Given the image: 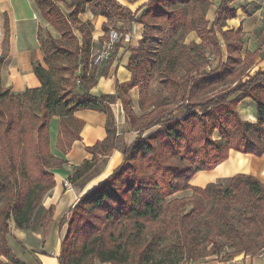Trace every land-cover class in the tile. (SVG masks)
Instances as JSON below:
<instances>
[{
  "label": "trees",
  "instance_id": "trees-1",
  "mask_svg": "<svg viewBox=\"0 0 264 264\" xmlns=\"http://www.w3.org/2000/svg\"><path fill=\"white\" fill-rule=\"evenodd\" d=\"M34 1L59 38L39 34L44 66L33 68L38 88L15 95L0 81V264H22L8 246L11 224L22 231L32 228L54 187L51 170L65 165L50 152L51 118L59 119L56 148L65 154L80 140L84 123L74 114L84 110L106 116V137L87 148L93 158L71 180L90 169L97 155L114 149L123 162L62 219L67 232L58 264H182L218 256L225 248L233 252L225 254L223 263L239 255H262L264 183L241 173L204 188L189 184L196 173L225 162L230 151L254 158L264 154V71L246 73L256 54L242 58L241 29L224 30L236 18L233 0H220L211 27L206 12L212 0H150L134 14L116 0ZM86 6L106 19L103 42L116 20L143 27L138 46L129 50L130 81L116 85L114 95H89L105 71L98 75L90 67L93 27L78 19ZM216 31L226 46L224 63ZM190 33L199 44L185 42ZM7 40L6 26L0 70ZM209 50L217 58L213 70ZM155 81L159 89L150 94ZM133 88L140 93V116L128 96ZM244 99L254 104L255 123L242 121L236 111ZM118 100L138 133L129 148L117 143L110 106ZM175 111L183 117L176 118ZM154 126L159 130L142 138ZM126 162L134 164L126 167ZM187 191L190 196L175 197ZM53 211L50 207L43 216V232Z\"/></svg>",
  "mask_w": 264,
  "mask_h": 264
},
{
  "label": "crops",
  "instance_id": "crops-1",
  "mask_svg": "<svg viewBox=\"0 0 264 264\" xmlns=\"http://www.w3.org/2000/svg\"><path fill=\"white\" fill-rule=\"evenodd\" d=\"M116 1L134 14L150 0ZM219 3L220 0H212L206 12L209 27L215 23ZM230 6L236 9V18L228 20L224 30L241 29L243 33L242 58L246 53L256 54L253 63L246 71L249 76H252L258 71H264V0H233ZM78 19L82 23H90L93 27L91 32V54L93 55L102 48L105 42L102 41L104 38L102 25L106 23V19L94 15L89 6H86L78 15ZM6 26L8 31L7 58L0 70L2 87L9 88L15 95L27 89L38 88L40 83L34 75L33 68L34 65L44 66L39 34L49 32L55 39L59 38L58 34L43 20L34 0H0V53L3 51ZM112 29L118 31L122 37L114 46L110 61L95 69L98 75L102 71H105V75H99L96 85L90 89L89 95L92 97L114 95L116 85H124L130 81L131 75L126 69L130 57L129 50L138 46L143 35V27L136 23L116 20ZM216 33L220 43L221 59L224 63L227 59L226 46L221 35L217 31ZM75 36L81 39L77 31H75ZM185 42L199 44L200 40L194 33H190L186 36ZM207 56L211 62V69H215L217 58L213 56L211 50L207 52ZM206 69L209 71L208 67ZM158 89L156 81L150 84V94ZM76 94L82 95L83 93L78 90ZM139 94L138 88H133L128 93L132 110L136 116L142 114L139 110ZM110 110L114 119L117 143L129 148L138 137V133L130 125L119 100L110 106ZM236 111L242 121L255 123V107L251 100L241 101ZM174 115L180 119L184 114L182 111H175ZM74 117L82 121L84 125L80 132V140L74 141L65 154L56 148L59 119L53 117L50 120V152L53 156L64 160L65 165L62 168L51 170L54 187L42 200L43 214L38 226L33 225L31 229L22 231L11 224L8 246L22 264H58L57 257L60 253L61 242L67 232L66 223L60 225L62 219L68 217L69 210L82 196L98 187L123 161V155L117 149L106 155H97L90 169L77 179L71 180L77 168L92 160L93 155L87 148L93 147L106 137V116L104 114L84 110L76 112ZM157 127L159 129V126ZM213 138L217 139L218 135L215 133ZM241 173L264 183V154L254 158L251 155H240V153L230 151L225 162L215 167L214 170L196 173L189 184L192 187L204 188L210 183H217ZM188 196H190L188 192L175 194L176 198ZM50 207L54 208L53 215L47 229L43 232L42 219ZM182 264H264V253L255 258L239 255L226 263L209 257Z\"/></svg>",
  "mask_w": 264,
  "mask_h": 264
},
{
  "label": "rangeland",
  "instance_id": "rangeland-1",
  "mask_svg": "<svg viewBox=\"0 0 264 264\" xmlns=\"http://www.w3.org/2000/svg\"><path fill=\"white\" fill-rule=\"evenodd\" d=\"M60 8L62 9V11L65 13V14H68V12L66 11V9L63 7V6H60ZM43 33H45V32H43ZM157 130H159L158 129V127L157 126H154V127H152V128H150V129H148V130H146V131H144V133H142V138H146V137H148V136H150L151 134H153V133H155ZM123 162V161H122ZM122 164V163H121ZM134 163H125V165L124 166H126V167H128V166H132ZM188 192V194L189 195H191V193L189 192V191H187ZM41 213H39V211L35 214V216L33 217V225L34 226H38V224H39V221H40V218H41ZM233 252V250H231V249H224L223 250V252L220 254V255H218V256H212L211 258H214V259H217L218 261H221L222 260V258L225 256V254H228V253H232ZM1 261L3 262V263H6V260L4 259V258H1Z\"/></svg>",
  "mask_w": 264,
  "mask_h": 264
},
{
  "label": "bare ground",
  "instance_id": "bare-ground-1",
  "mask_svg": "<svg viewBox=\"0 0 264 264\" xmlns=\"http://www.w3.org/2000/svg\"><path fill=\"white\" fill-rule=\"evenodd\" d=\"M120 40V37H119ZM110 42H113L112 30L108 32L107 40L103 43L102 48L98 51H107V59H111L114 46H109ZM109 46V48H108ZM106 63V55H98L96 62H93V68H97ZM106 65V64H105ZM241 164V163H240ZM246 165V164H244Z\"/></svg>",
  "mask_w": 264,
  "mask_h": 264
},
{
  "label": "built area",
  "instance_id": "built-area-1",
  "mask_svg": "<svg viewBox=\"0 0 264 264\" xmlns=\"http://www.w3.org/2000/svg\"><path fill=\"white\" fill-rule=\"evenodd\" d=\"M112 35H113V42H110L109 46H116L117 43L119 42V37H122V35L114 29H112ZM98 55H106V63L110 61V59H107V51H97L90 57V67H93V62H96V58H98Z\"/></svg>",
  "mask_w": 264,
  "mask_h": 264
}]
</instances>
